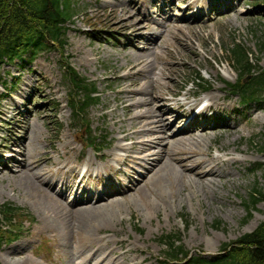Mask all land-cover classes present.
Segmentation results:
<instances>
[{"label":"rangeland","instance_id":"374dc122","mask_svg":"<svg viewBox=\"0 0 264 264\" xmlns=\"http://www.w3.org/2000/svg\"><path fill=\"white\" fill-rule=\"evenodd\" d=\"M75 2L77 3V1H73L74 4H76ZM87 2L88 0H79V4L77 3L78 8H80L79 5L81 6L82 13L74 18V28L69 33L70 46L67 49V54L71 57L72 67L80 75L87 78L91 83L95 82L98 90L101 91L106 88L103 96H107V99L103 97V102L108 103L110 108L104 113L101 112L100 108H92L89 113L93 129L105 130L106 135L109 137L107 143L109 149L102 153L106 155L112 152V145L118 136L116 135V128L112 127L108 111L113 109L115 104L113 100L119 84L121 82L129 83L128 80L124 81V72L121 69L129 64L131 57H128V55L132 48L126 47L129 44L126 42L129 36L127 30L125 31V37L121 39L119 44H116L113 40L104 39L100 32L106 30L111 31L114 35L115 33L120 34L129 25V22L123 24L120 13L116 15L103 14L105 6L102 4L99 5V8L95 4L87 8V5H85ZM167 5H171L170 0ZM247 9V7H242L238 12L239 15H232L222 23L205 24L201 27H196L195 24L191 23L192 29L183 28L179 32L176 30L175 32L168 31L162 35V44L155 48L156 54H149L146 57L149 62L156 65H159L158 56L166 58L172 69L168 73L167 79L169 87L174 91L183 84L184 80L189 81V72L196 69L202 71L201 76L207 82L206 85L216 86L217 84V86H223L214 81L215 75L222 82L233 85L236 82V77L227 67L229 57H226L219 47L225 50L226 46L235 39L237 42H242L246 48H250L249 50L256 54L254 46L256 38L262 36L264 40V5L262 10H259L260 14L258 15L259 12H243ZM175 11L174 20L181 21L184 12H186L185 6L181 4L179 9L175 7ZM241 12L245 14L240 15ZM86 14L89 17L86 18ZM236 17L239 21L235 19ZM90 18H94L92 23L96 25V28L91 31L96 35L94 41L87 36V33L86 35L83 33V30H88L84 22L89 21ZM87 23H90V21ZM176 33L179 35L180 40L173 39ZM119 34L116 35L115 40L120 38ZM131 40L137 47L146 45L145 42H135L134 38ZM218 44L221 46H218ZM165 51L169 53L166 54ZM260 58L262 66H264V53ZM58 59L59 56L56 54L41 55L27 67L29 72L27 70L21 73L18 70L8 72L10 77L19 76V79L17 84L13 85L15 91L11 93L12 99L3 98L4 100L0 101V147L5 139L9 141V136L3 131V129L8 128H11L9 131L12 132V135H17L10 142L15 145L19 144L20 141L18 140L26 127L31 128L33 131L32 147L37 146L38 142L40 143L38 147L45 146L44 143L51 140L55 143V147L59 148L58 141L62 137H67V141L72 142V138L69 136V112L64 106L67 101L64 91V77L57 62ZM159 67L157 66L154 74L158 75ZM207 68L211 71H208ZM56 85L57 94L54 93L52 88ZM44 96H47L48 99ZM51 100L57 102L60 107L50 106L49 101L51 102ZM16 102L25 103L26 105L25 108H22L23 114L21 116H17V112L12 110L13 108H20V105ZM120 108L121 106H119ZM53 109H55V112H53ZM255 122L253 128L248 131L243 129L241 142L243 139L246 140L257 135L255 139L251 138L250 141L244 142L250 144L254 140L255 143L252 145L247 144L250 147L249 150L243 148L242 152L246 158V164L243 167L245 169L251 162L260 163L263 164L261 170L254 175L246 173L245 179L242 175L239 181L235 180V182L229 183L224 188L221 184H217L216 192L218 194L216 196L212 191L201 193V190V192H197V198L185 199L184 195L188 194L189 191L185 186H172L169 192L168 187L163 185L161 187L164 188L161 189L162 194L173 198V204L169 207L166 206L168 211L169 209L174 211L170 217L166 218L163 213L148 217L142 204L133 207L132 205L128 206V203L119 207L120 217L122 218L121 227L125 230L128 229L130 236L133 238L142 237L140 244H144L149 249V254L155 258L158 257L159 251L155 252L151 249L154 248L155 238L158 239L163 233L179 232L182 235V244L186 250L199 251L204 257L213 259L217 257L221 245L233 241L243 233L254 230L257 224L264 220V203L255 207L257 212L253 213L250 220L245 223V208L241 201H244V198L249 194V190L251 191L255 184H258L260 188L264 187V154L258 152V148L260 149L264 142V113H260ZM57 124L62 126L60 135L49 134V126L50 129H55ZM18 126H22V130ZM177 130L176 126L173 125L172 132L175 133ZM251 132H255V134L249 135ZM225 135L226 133H220L217 136H220V139L225 143ZM243 167L240 166V168ZM132 175L137 178V175ZM14 178L13 174L5 171L0 176V205L13 204L24 211V215H29V218L33 221L31 226H34L38 222L39 214L47 213L49 209H42L43 206L38 207V205L35 208L39 201H45L38 198L34 192L22 190ZM132 180L134 181V179ZM196 200L201 201L196 202ZM182 214L190 218L191 225L188 231L183 229L181 222L178 220V217ZM131 215L138 218V229L142 231L141 236L133 233L134 227L130 224L132 222H129ZM124 218L125 221L123 222ZM118 221L116 219L115 223ZM214 222L222 223L221 230L214 229L212 226ZM95 223L98 225L106 224L102 222V219H95ZM0 264L6 263L0 259Z\"/></svg>","mask_w":264,"mask_h":264},{"label":"bare ground","instance_id":"6f19581e","mask_svg":"<svg viewBox=\"0 0 264 264\" xmlns=\"http://www.w3.org/2000/svg\"><path fill=\"white\" fill-rule=\"evenodd\" d=\"M133 27L137 26L132 24L130 28ZM151 28L152 26L147 23L142 29L149 31ZM142 36L140 35L141 38H143ZM150 37H154V34ZM157 38L159 37L155 39ZM135 58L125 76L130 83L120 90L121 97L116 98V101L123 105V118L118 116L116 110L110 113L111 119L117 122V133L122 135L115 146V150L123 153V155L111 154L107 163L101 167L98 164L97 167L94 166L92 161H88L84 165L86 173L93 172L95 174L111 169L112 163H119L122 159H125L129 170L133 165L134 167L144 168L145 173L142 175V181L137 182L132 187L131 193L134 194L133 196L122 195L119 200H93L88 201L86 204H78V207L73 206L74 202L69 204L64 200L63 190L58 196L53 193L49 180L55 178L56 175L50 174L49 169L44 170L42 168L41 160H46V158L33 160L30 154V134L32 133L30 128L28 129L29 133L23 138L24 141L20 149L22 161L15 178L24 182V185L28 184L38 198L56 207L53 217H49L42 222L41 230H49V220L60 223V228L56 232L61 235L60 241L64 252L68 253L67 248L72 249L66 264H134V259L131 258L130 253L137 250L133 247L131 240L119 241L108 236L100 237L99 234L104 232L103 229L90 227L92 229L90 231L89 227H86L82 230L81 224H91L94 219H102L103 223H113L120 218L119 206L128 204V197H131L133 206L137 207L142 204L148 217L162 211L168 218L173 209L169 212L166 206H171L173 202L172 196L166 197L162 194L161 187L163 183L172 187L176 183H183V180H186L184 184L189 188V191L188 194L184 195L185 199L197 198V192L193 188L194 182L199 184L204 193L209 190L216 196L218 194L216 192L217 184L226 187L233 179L229 166L241 165L245 162V159L234 158L230 154H227L229 157L226 160H223L221 156V154L227 152L228 146H232V152H241L237 140L242 137V134L236 126L227 130L228 144L220 142L219 147L216 148L219 155L215 158L210 155V144L218 142L215 135L212 138L207 137V134L197 136L194 132L191 134L186 132L184 137L168 135L167 131L169 130H166V127L170 129L171 125H164L166 123L164 119H167V116L171 113L168 112V114L166 111L159 109L163 96L156 94L162 86L158 80L150 77L152 74L151 64L147 61V58L142 55H135ZM132 76L138 79L130 80ZM149 86L150 91H148ZM207 101L213 106L225 102L232 103L230 98L221 93L220 90L210 94ZM254 118L255 112H251L248 119L253 120ZM114 124L116 123L114 122ZM177 134H181V132ZM188 139L194 140V144L187 146ZM204 139L208 141L203 144ZM121 142H128V144L124 145ZM162 144L163 146L160 147ZM191 146L196 149L191 150ZM200 146L205 149L200 150ZM73 162V159L69 160L68 158H65L62 162L63 168L69 166L70 174H74L77 170ZM188 164L190 165L189 168L186 167ZM148 185L152 189L151 194L155 193L153 201H149L144 196ZM156 186H159L158 191ZM74 207L76 209H72ZM73 220L79 223L76 230L72 228ZM68 233L70 235L75 233L78 241L72 244L68 243L66 239ZM114 237H116L115 234ZM21 246L19 245L17 249L12 248V252H7V255L11 253L26 255L28 246ZM119 248L128 249L126 252H120ZM9 262L10 264L26 263L25 261L13 260Z\"/></svg>","mask_w":264,"mask_h":264},{"label":"trees","instance_id":"16d2710c","mask_svg":"<svg viewBox=\"0 0 264 264\" xmlns=\"http://www.w3.org/2000/svg\"><path fill=\"white\" fill-rule=\"evenodd\" d=\"M69 7L65 0H0V60L46 47L48 40L61 43L62 25L71 19ZM241 68L248 73L252 69L247 62ZM255 77V85L264 88V72ZM247 89L251 91L245 95L254 93ZM220 264H264V223L242 237Z\"/></svg>","mask_w":264,"mask_h":264}]
</instances>
